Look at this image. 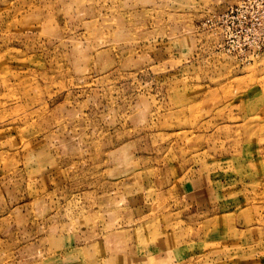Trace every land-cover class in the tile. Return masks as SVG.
Returning <instances> with one entry per match:
<instances>
[{
    "label": "rangeland",
    "instance_id": "rangeland-1",
    "mask_svg": "<svg viewBox=\"0 0 264 264\" xmlns=\"http://www.w3.org/2000/svg\"><path fill=\"white\" fill-rule=\"evenodd\" d=\"M240 1L0 0V264H264V54L210 23Z\"/></svg>",
    "mask_w": 264,
    "mask_h": 264
},
{
    "label": "built area",
    "instance_id": "built-area-1",
    "mask_svg": "<svg viewBox=\"0 0 264 264\" xmlns=\"http://www.w3.org/2000/svg\"><path fill=\"white\" fill-rule=\"evenodd\" d=\"M210 23L221 29L228 54L250 61L264 54V0H242Z\"/></svg>",
    "mask_w": 264,
    "mask_h": 264
},
{
    "label": "crops",
    "instance_id": "crops-1",
    "mask_svg": "<svg viewBox=\"0 0 264 264\" xmlns=\"http://www.w3.org/2000/svg\"><path fill=\"white\" fill-rule=\"evenodd\" d=\"M232 180H234V179H232ZM230 184H232V182L230 183ZM209 193V192H208ZM212 194V193H211ZM211 194L209 193L208 195H206V196H203L202 197V194L201 193H195V201H196V203H195V206L197 205V207H198V205L200 206V208H206V210H207V212L208 213H211L210 211V206H211V204H210V201L211 202H213V200H211ZM242 196V193H241V186H239L238 185V193L236 194V195H234V198H233V200H230V199H232V196H230V195H228L227 197H226V199H229V201H232V202H234V200L238 203V202H240L241 201V197ZM203 198H207V201L206 202H201L200 201V199H203ZM220 204H221V202H218V206H217V208H218V211H214V208H213V212H212V214L214 215V214H216V212H217V214H219V215H221L222 213L224 214V215H222V216H225V215H227L226 213H224V212H222L221 213V209H219L220 208ZM239 204V203H238ZM240 205V204H239ZM212 207H214L213 205H212ZM210 210V211H209ZM196 211H198V210H196ZM238 211V210H237ZM237 211L234 213V214H236L237 213ZM243 212V211H242ZM242 212H240V214L242 213ZM197 213V212H196ZM229 215V214H228ZM182 261V259L181 260H179V262H181ZM205 263H207V262H205Z\"/></svg>",
    "mask_w": 264,
    "mask_h": 264
}]
</instances>
